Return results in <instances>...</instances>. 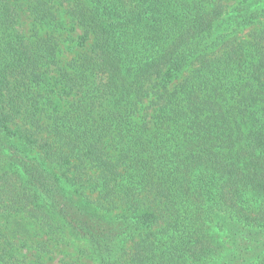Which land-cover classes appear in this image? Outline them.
Returning <instances> with one entry per match:
<instances>
[{
	"label": "trees",
	"instance_id": "1",
	"mask_svg": "<svg viewBox=\"0 0 264 264\" xmlns=\"http://www.w3.org/2000/svg\"><path fill=\"white\" fill-rule=\"evenodd\" d=\"M0 264H264V0H0Z\"/></svg>",
	"mask_w": 264,
	"mask_h": 264
},
{
	"label": "rangeland",
	"instance_id": "2",
	"mask_svg": "<svg viewBox=\"0 0 264 264\" xmlns=\"http://www.w3.org/2000/svg\"><path fill=\"white\" fill-rule=\"evenodd\" d=\"M66 4V3H64ZM21 21L23 22V28L27 31L28 27H29V19L27 18L26 14L22 15V18H21ZM70 54H68L67 57H69ZM67 251V250H66ZM64 252H60V253H57V254H54V257H53V261L56 262L60 257L61 255H63Z\"/></svg>",
	"mask_w": 264,
	"mask_h": 264
}]
</instances>
